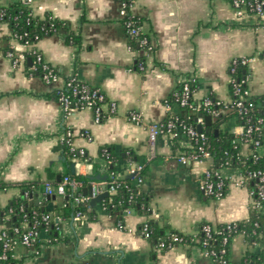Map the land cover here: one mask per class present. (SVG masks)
Wrapping results in <instances>:
<instances>
[{"label": "crops", "instance_id": "1", "mask_svg": "<svg viewBox=\"0 0 264 264\" xmlns=\"http://www.w3.org/2000/svg\"><path fill=\"white\" fill-rule=\"evenodd\" d=\"M14 1L0 0V5ZM30 6L36 15L51 12L67 21L70 30L80 36V44H73L67 40L69 30L60 29L35 44L58 70L61 83L76 76L103 91L118 108L108 114L109 106L104 105L101 122L95 121V113L88 107L65 114L53 94L57 85L28 72L23 61L14 67L3 52L9 27L0 22V205L6 208L23 196L29 207L59 219L55 224L57 241L50 242L44 229L39 251L19 245L10 264H214L197 244L181 243L154 253L150 241L137 233L149 218L185 234L197 233L202 222L217 225L249 218L253 202L250 187L237 183L242 168L222 167L220 172L228 183L224 195H206L203 174L213 169V159L177 162L176 156L191 148L186 136L159 137L140 185L151 197L146 214L132 210L121 218L100 201L95 206L89 202L82 217L64 219L61 209L67 195L46 193L45 183L55 185L70 173L104 177L92 179L83 189L82 195L90 194L85 189L110 175L107 159L100 153L103 147L111 148L118 157L117 178L133 177L138 162L127 155L132 152L147 160V125L167 117L165 100L185 79L197 83L195 100L214 94L223 102L232 101L229 66L235 57L251 58L244 69L249 75L247 86L253 96H263L264 16L237 17L230 0H135L131 13L140 20L141 33L153 46L146 52L130 43L131 35L119 17L121 0H32ZM11 44L19 54L31 48L17 40ZM143 54V62L138 63ZM132 110L142 113L143 124L129 120ZM173 111L181 110L175 105ZM221 128L241 131L234 118ZM67 129L73 132L74 147L85 150L87 159L66 158L61 138ZM251 151L250 145H240L242 155ZM259 152L264 155V148ZM101 189L103 192V185ZM263 247L260 243L249 245L243 234H237L231 242L230 262L243 264L248 250Z\"/></svg>", "mask_w": 264, "mask_h": 264}, {"label": "built area", "instance_id": "2", "mask_svg": "<svg viewBox=\"0 0 264 264\" xmlns=\"http://www.w3.org/2000/svg\"><path fill=\"white\" fill-rule=\"evenodd\" d=\"M26 3H30L32 0H23ZM231 5L235 11L237 17H245L247 15L264 16V0H230ZM134 0H121V6L119 9V17L125 28L130 35H138L141 32V27L138 25L135 17L131 13V9L134 5ZM140 45L147 50H152L147 36H145ZM32 49V47L30 48ZM35 61L32 71L40 69V77L47 84L57 85L56 90L59 91L58 101L62 105V109L65 114L71 113L74 109L88 107L93 109L95 113V121L101 122L105 116L103 107L109 106L108 114H114L117 111L118 105L115 101H109L103 91L99 88L91 87L88 84L81 81L76 76H70L61 83L60 73L55 67L50 65L43 57V55L35 49ZM7 57L10 58L12 64L18 66L25 59L24 54H19L14 51H8ZM249 57H235L230 62L229 75H230V87L233 95L231 102H223L220 99L215 101L210 98L209 95L201 100H195L193 98V91L190 86L192 79H185L179 92L176 93V104L181 108H188L195 112L200 110H206L212 117L218 116L220 112H225L230 109H234L237 116L244 121V125L240 124L241 131L234 132L236 139L234 140L235 148L240 145L246 144L252 146L250 155H253L255 159L262 154L259 149L264 148V144L260 138H255L256 132H261L264 129V116H254L253 114V102L252 93L247 86V80L249 75L244 71L243 75L238 74L240 68L246 69L251 62ZM140 68L144 69V65L140 64ZM168 109V115L161 121H155L147 125L148 131V144L149 154L147 161H150L156 154V145L159 137L168 136L171 139H178L181 136H186L191 141V148L187 152H183L176 156V160L179 163L185 164L189 161H202L212 160L213 156L210 150V141L207 134L202 130L199 131V125L202 128L205 125V119L199 115L195 118V126L189 122L190 117L187 119L182 118L173 111V106L165 102ZM216 108H210L212 106ZM129 120L136 124H143V115L140 111L132 110L129 113ZM87 133V132H85ZM61 142L64 146H68L72 151H78L80 155H85V150L77 149L73 145V132L67 129L62 135ZM249 156V155H245ZM75 157L74 159H76ZM222 167H228L223 165L219 168H208L203 174L202 189L206 195L221 198L224 195V191L227 186V178L221 174L220 169ZM143 168L142 164H136L134 168V174L139 175ZM111 181H104L101 183L93 182L90 194L79 195L74 198V204L81 207L88 206L91 199L96 197L102 192L101 185L106 188L110 193H115L117 190L119 179L114 171L110 172ZM251 180H256V188L250 189V193L253 197L252 209L264 212V170L254 169L246 172L242 171L241 177L237 180V183L241 186H249ZM144 181L142 176L137 177V185L140 186ZM83 184V181L77 178H71L66 175L62 180L53 184L50 182L45 183V191L48 194L67 195L69 191L75 193L79 187ZM5 209L0 205V264H10L12 259L16 257V248L19 245H23L27 248H32L33 251L38 252L39 248H35V243L40 238V232L37 229V225L41 222H51V215L42 214L41 220L37 219L38 212L33 211V218L35 219L32 225H28L27 221L23 222L21 226L13 225L11 214L14 212L13 208H9L7 214H3L2 210ZM24 210V207H21ZM130 212V210H128ZM83 216L81 210L77 211L75 217L80 218ZM7 223H10L8 226ZM234 222L225 223L227 225L228 233L223 236L224 246L216 252L215 250H209L207 247L202 248L204 253L210 256L212 259H217V264H229L230 257H228V244L233 231ZM8 228H11L9 230ZM204 231L207 236H210L211 225L206 224ZM141 235H147V225L140 232ZM243 234V233H240ZM183 242L181 237L172 235L168 245L173 247V242ZM206 244V242L204 243Z\"/></svg>", "mask_w": 264, "mask_h": 264}, {"label": "trees", "instance_id": "3", "mask_svg": "<svg viewBox=\"0 0 264 264\" xmlns=\"http://www.w3.org/2000/svg\"><path fill=\"white\" fill-rule=\"evenodd\" d=\"M135 20L138 25H140L141 22L137 17H135ZM0 22L6 23L9 27V33L4 36V44L1 46L5 54H7L8 51H14L11 44V41L14 40H17L28 47H32V49H28L22 54L25 55L23 62L27 66L28 72H31L33 75H40L41 73L39 68L32 71V67L35 64V44L43 36L53 34L60 29H65L69 30L67 40L73 44H80V36L70 30V25L67 21L55 17L51 12H46L43 16L36 15L32 11L30 3H26L23 0H17L7 5H0ZM145 36L146 35L141 32L138 35H131L130 43L132 47L135 49L143 48L140 43ZM144 51L147 52V49L145 48ZM144 58L145 54H143L137 62H143ZM29 59L31 60L30 64L28 63ZM238 74L240 76L243 75L244 69L240 68L238 70ZM182 84L165 100V102L170 103L173 108L175 105L178 106L175 98L176 93L180 91ZM190 86L192 91H194L197 87L196 81L192 80L190 82ZM53 94L56 98H58L59 91L55 90ZM209 96L214 101L217 99L214 94H209ZM252 102L254 116H264V95L259 97L253 96ZM179 108L181 111H177L175 113L185 119L190 117L189 122L193 123L195 126H197V124H195L196 122L194 120L197 116L201 115L205 119L206 116L210 115L206 110L193 112L188 108ZM210 108H216V106L214 105ZM230 118H234L239 124L244 125V121L237 116L236 111L234 109H230L225 112H220L218 116L212 117L211 125L207 126L205 124L203 127V131L207 134L210 141V150L213 156V168H219L223 165H227L229 167H240L243 172L254 169L264 170V155L259 156L257 159H255L253 155H242L240 152V146L235 148L234 140L236 139V135L233 132L221 128V125ZM254 137L260 138L261 142L264 144V129L261 132H256ZM100 153L107 159L108 171L115 172L118 164V157L112 149L109 147H103L100 149ZM64 154L70 161L74 160L75 157L79 160H85L88 158L87 154L80 155L78 151H72L68 146L64 147ZM127 156L130 160H135L138 164L143 165L141 172L139 175H134L131 178L119 180L116 192L110 193L108 191V195L102 200L104 208L110 212H118V214L122 216L121 218H123V215L125 212H128V210H135L145 214L148 213L149 199L151 198L150 195L144 194L140 190V186L137 185V177H145V171L149 162L132 152ZM68 176L82 180L83 187L79 192H68L65 200V206L61 209V216L64 219L74 217L79 210H81L83 214L88 212L87 206L81 207L80 205H74V198L82 195L83 189L88 187L92 182L90 176L77 175L75 173H70ZM105 181H111L109 174L105 178ZM248 185L250 189H255L256 180H251ZM1 186L3 185L1 184ZM22 206L24 207L23 211L21 210ZM9 208L14 209V212L11 214L13 225L18 226H21V224L25 221H27L28 225H32L35 221L33 218L34 210L38 212V220H41L42 214H49L42 212L39 208L29 207L28 198L23 196L13 199L9 205L2 210V213L4 215L7 214ZM119 223L122 227L121 219ZM145 224L147 225V235L144 237L150 241L152 247L154 248V253H156L158 249L160 252L164 253L172 248L168 245L172 235L181 237L183 240L181 243L197 244L201 248L207 247L209 250L219 252V250L224 246L223 236L228 233L227 225L225 223L213 225L209 222H202L197 233L185 234L176 229H167V227L160 226L157 220L152 218H149L147 221L141 223L137 229V233L141 232V230L145 227ZM206 224H209L212 227L210 236H207L203 229ZM232 226L233 231L231 232L230 240L226 245L228 248V257H230L231 253L232 239L235 235L240 233H243L244 238L249 245L260 243L264 246V212L252 209L248 219L235 221ZM8 229L11 230V228ZM37 229L39 232L46 229L51 237L50 242H54L59 239V237L55 235L57 227L55 225L53 226L52 222L47 224L41 222L37 225ZM205 242L206 244H204ZM40 243L41 239L39 238L34 245L35 248H38ZM173 243V247L181 244L179 241H174ZM213 261L214 264H217L216 258H214ZM229 264H231V262ZM243 264H264V247L259 251L248 250L243 257Z\"/></svg>", "mask_w": 264, "mask_h": 264}, {"label": "water", "instance_id": "4", "mask_svg": "<svg viewBox=\"0 0 264 264\" xmlns=\"http://www.w3.org/2000/svg\"><path fill=\"white\" fill-rule=\"evenodd\" d=\"M29 63H31V60L30 59H29ZM211 123H212V117L210 115L206 116V118H205V124L207 126H210ZM198 129H199V131H202L203 130L202 126H200V125H199ZM190 163H191V161L188 162V164H190ZM71 169H72L73 172L75 171V164L74 163L71 164ZM101 178H104V177H98V176L92 177L91 176V179H93V180H95V179H101ZM103 189L104 190H103L102 193H100L99 195H97L96 197H94L93 199H91V201H90V205L91 206H95L98 202L102 201L108 195V191L105 189V187H103ZM88 191L91 192V187L89 189H85V193L88 192ZM58 220L59 219L57 218V215L51 214V222L53 223V226L56 223H58ZM7 225L9 226L10 223H7Z\"/></svg>", "mask_w": 264, "mask_h": 264}]
</instances>
